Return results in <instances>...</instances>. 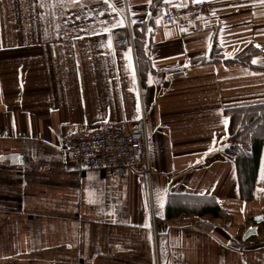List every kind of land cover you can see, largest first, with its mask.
I'll return each instance as SVG.
<instances>
[{"label":"crops","instance_id":"0c3cea01","mask_svg":"<svg viewBox=\"0 0 264 264\" xmlns=\"http://www.w3.org/2000/svg\"><path fill=\"white\" fill-rule=\"evenodd\" d=\"M198 2L188 32L160 18ZM125 16L134 41L114 49ZM247 47L250 67L225 62ZM255 105L264 0H0V264H264V127L250 186L227 151L226 111ZM141 116L150 181L60 150ZM210 200L220 217L185 214Z\"/></svg>","mask_w":264,"mask_h":264},{"label":"built area","instance_id":"2783aa9c","mask_svg":"<svg viewBox=\"0 0 264 264\" xmlns=\"http://www.w3.org/2000/svg\"><path fill=\"white\" fill-rule=\"evenodd\" d=\"M205 3L168 5L161 14L162 20L182 31L191 23L206 16ZM114 49L132 45L130 25L116 29L110 35ZM60 150L68 156L70 165L86 170L119 173L132 171L150 181L152 170L148 164V133L144 117L131 127L102 125L94 130L76 129L60 137Z\"/></svg>","mask_w":264,"mask_h":264},{"label":"trees","instance_id":"16d2710c","mask_svg":"<svg viewBox=\"0 0 264 264\" xmlns=\"http://www.w3.org/2000/svg\"><path fill=\"white\" fill-rule=\"evenodd\" d=\"M258 54L251 47H247L244 52L235 58L225 61L226 63H238L250 67L246 58L251 55ZM204 61V60H203ZM231 121L232 136L228 152L237 155L240 159V172L248 186H250L255 174L256 164L261 154L262 147V131L264 127V105H255L232 109L226 111ZM181 211L176 212L179 215ZM197 216L211 215L212 217H220L219 209L214 201H208L203 204L198 211H193ZM174 215V214H173Z\"/></svg>","mask_w":264,"mask_h":264},{"label":"rangeland","instance_id":"374dc122","mask_svg":"<svg viewBox=\"0 0 264 264\" xmlns=\"http://www.w3.org/2000/svg\"><path fill=\"white\" fill-rule=\"evenodd\" d=\"M198 3H205L206 5H207V14H206V16H204V17H201V18H199L200 20L201 19H205V18H207L208 17V15H209V9H208V4L206 3V2H198ZM36 10L37 11H39V10H42L43 12H44V9H41V8H36ZM60 10H62V9H55V12L57 13V12H61ZM160 18H161V15H160ZM162 19V18H161ZM163 21V20H162ZM163 23L165 24V25H167V26H171V27H176V26H174V25H168V24H166L164 21H163ZM127 24H130V22H129V20L127 19V16H125V24L124 25H127ZM123 25V26H124ZM130 28H131V30H132V33H133V28L131 27V25H130ZM178 28V27H177ZM118 29H121V28H118ZM179 29V28H178ZM114 30H116V29H114ZM114 30H112V31H114ZM181 30V29H180ZM111 31V32H112ZM182 31V30H181ZM189 31V30H188ZM188 31H184V32H188ZM110 35H111V33H110ZM133 41H134V33H133Z\"/></svg>","mask_w":264,"mask_h":264},{"label":"snow or ice","instance_id":"6c2138e0","mask_svg":"<svg viewBox=\"0 0 264 264\" xmlns=\"http://www.w3.org/2000/svg\"><path fill=\"white\" fill-rule=\"evenodd\" d=\"M255 62V61H254ZM136 118H138V117H136ZM211 150V149H210ZM262 172H264V166H262Z\"/></svg>","mask_w":264,"mask_h":264},{"label":"water","instance_id":"95a60500","mask_svg":"<svg viewBox=\"0 0 264 264\" xmlns=\"http://www.w3.org/2000/svg\"><path fill=\"white\" fill-rule=\"evenodd\" d=\"M226 149V147H223V150H225Z\"/></svg>","mask_w":264,"mask_h":264}]
</instances>
